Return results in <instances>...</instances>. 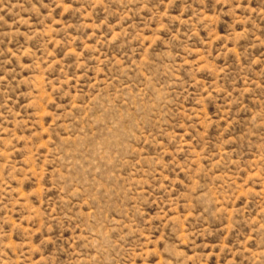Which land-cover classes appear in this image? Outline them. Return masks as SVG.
Instances as JSON below:
<instances>
[{"label":"rangeland","instance_id":"374dc122","mask_svg":"<svg viewBox=\"0 0 264 264\" xmlns=\"http://www.w3.org/2000/svg\"><path fill=\"white\" fill-rule=\"evenodd\" d=\"M0 264H264V0H0Z\"/></svg>","mask_w":264,"mask_h":264}]
</instances>
